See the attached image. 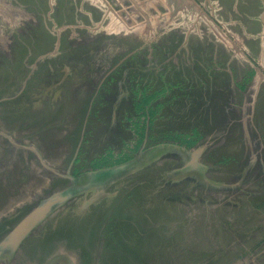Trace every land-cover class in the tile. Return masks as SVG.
Segmentation results:
<instances>
[{
	"label": "rangeland",
	"instance_id": "1",
	"mask_svg": "<svg viewBox=\"0 0 264 264\" xmlns=\"http://www.w3.org/2000/svg\"><path fill=\"white\" fill-rule=\"evenodd\" d=\"M162 145L0 264H264V0H0V244Z\"/></svg>",
	"mask_w": 264,
	"mask_h": 264
},
{
	"label": "water",
	"instance_id": "2",
	"mask_svg": "<svg viewBox=\"0 0 264 264\" xmlns=\"http://www.w3.org/2000/svg\"><path fill=\"white\" fill-rule=\"evenodd\" d=\"M171 146L167 145H162V146H157L154 148L149 149L147 152L141 153L136 159L133 161H130L128 163H124L122 165H119L117 167L111 168V169H106L98 173H93L91 175V178L89 181H86L84 183H81V185L72 188L65 189L62 192H59L49 199L43 201L34 211L30 213V215L23 220L22 223L19 224V226L12 232V234L9 236L7 240L2 242L0 244V252L2 248L9 246L11 244H18L19 241L35 226L40 224L43 220L47 218V216L50 214L51 211H53L56 207H59L66 203V201L73 197L74 195L80 194L83 191L91 190L94 187L97 189H104L107 187V185L111 184L113 180L124 176L128 174L131 171H134L136 169H140L141 167L145 166L151 161H154L155 158H159L162 154L163 148H169ZM198 154L194 153L191 156L192 164L196 165L197 163V158ZM193 158V159H192ZM201 166V165H200ZM190 167V166H189ZM187 167H184L182 170L186 171ZM100 179L102 182H100ZM94 181V182H93ZM99 184V185H97ZM100 193V192H99Z\"/></svg>",
	"mask_w": 264,
	"mask_h": 264
},
{
	"label": "bare ground",
	"instance_id": "3",
	"mask_svg": "<svg viewBox=\"0 0 264 264\" xmlns=\"http://www.w3.org/2000/svg\"><path fill=\"white\" fill-rule=\"evenodd\" d=\"M20 257H21V255H20ZM54 260V259H53ZM53 260L51 261V262H53ZM59 262V261H58ZM61 262H64V261H61ZM55 263V262H54ZM57 263V262H56ZM50 264V263H49Z\"/></svg>",
	"mask_w": 264,
	"mask_h": 264
}]
</instances>
